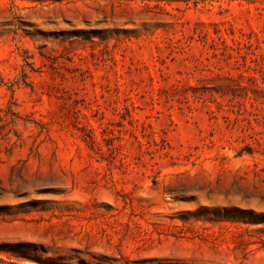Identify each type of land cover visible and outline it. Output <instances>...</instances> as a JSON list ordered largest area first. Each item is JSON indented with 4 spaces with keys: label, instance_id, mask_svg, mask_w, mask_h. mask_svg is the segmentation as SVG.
Instances as JSON below:
<instances>
[{
    "label": "rangeland",
    "instance_id": "obj_1",
    "mask_svg": "<svg viewBox=\"0 0 264 264\" xmlns=\"http://www.w3.org/2000/svg\"><path fill=\"white\" fill-rule=\"evenodd\" d=\"M0 264H264V0H0Z\"/></svg>",
    "mask_w": 264,
    "mask_h": 264
}]
</instances>
